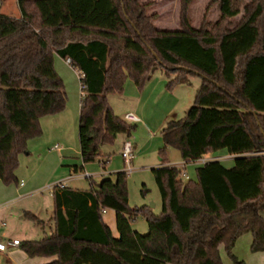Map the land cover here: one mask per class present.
Returning a JSON list of instances; mask_svg holds the SVG:
<instances>
[{"label": "trees", "instance_id": "trees-1", "mask_svg": "<svg viewBox=\"0 0 264 264\" xmlns=\"http://www.w3.org/2000/svg\"><path fill=\"white\" fill-rule=\"evenodd\" d=\"M219 0L216 23L199 28L188 17L191 0H180L179 29L158 30L138 0H16L20 17L0 14V181L18 184L15 172L27 143L41 135L40 120L62 112L65 85L54 55L71 61L83 77L78 140L82 164L99 157L101 146L133 124L115 115L108 96L127 80L142 90L160 69L172 90L199 76L192 106L161 132V166L151 169L161 214L128 205L125 172L91 182L86 190L55 186L50 235L19 246L48 264H222L219 247L231 256L242 235L264 252V0ZM182 68V69H180ZM176 149L185 164L219 151L234 155L232 167L208 161L181 177L167 163ZM105 165V163H102ZM75 173L82 167H74ZM115 213L118 237L103 213ZM148 232L131 227L136 216ZM35 223L36 217L25 213Z\"/></svg>", "mask_w": 264, "mask_h": 264}, {"label": "crops", "instance_id": "crops-1", "mask_svg": "<svg viewBox=\"0 0 264 264\" xmlns=\"http://www.w3.org/2000/svg\"><path fill=\"white\" fill-rule=\"evenodd\" d=\"M138 1L141 4L148 2L157 3L155 11L149 12L150 15L160 12L162 6L161 1ZM208 2L209 1L204 5L205 8L202 14V20ZM193 4L194 0H192V5ZM218 7L219 6L216 5L211 12L215 13V18L210 19L213 23H216L220 18ZM191 8L192 7L189 9V15ZM177 11L179 16V4L177 5ZM242 14L241 12L238 15L240 16L238 22L241 20ZM161 15H163L162 12L158 15V18H160ZM202 20L199 25L194 28H199ZM154 24L158 30L169 29L162 25H157L155 20ZM177 29H179V27ZM57 58L59 57L54 55V69L57 71L62 81H64L63 79L65 78L61 77L59 70L55 67ZM59 59L62 60L61 58ZM62 61L64 62V67L61 66L60 69L63 70L64 74H68L71 71L70 69H72L74 74L70 72V75H74L77 79L78 71L68 65L65 60ZM156 74L155 72L152 75L151 79L142 90H139L132 80H127L124 90L120 94L108 96V100L115 115L121 118H123L126 113H134L137 115L140 121L132 123L134 129L137 128L139 133L142 132L147 137L145 141L137 142L138 137L131 140V135H117L115 142L118 140L117 147L120 158V151L122 150L121 146L123 143L125 141L133 142V144H131L132 147H134V156L130 162L131 167L133 164L132 162H136L139 157L142 159L137 166H144L149 169L150 167L161 166L162 162L158 153L163 147L161 140L162 129L167 122L180 120V113H183L186 105L193 102L195 98V94L190 95V92L188 93L187 90L181 89L186 84H179L172 90H168L166 87L168 79L164 73H161L163 75ZM77 81L79 82V78ZM201 83L202 81L200 80L199 87ZM73 92L74 93L70 94L66 108L62 112L52 116L42 117L40 120L41 135L35 139L29 140L26 151L19 156L18 168L15 172L18 184L5 185L0 181V240L4 243L9 240H18L21 244L26 240H40V238L51 234L53 231V203L51 193L54 186L58 183H64L65 187L83 190L73 187V184L82 177L79 174L80 171L75 173L74 167H82L83 169L81 172L83 171L85 174L84 179L87 178L90 180V183L92 181L99 183L103 178H113L111 175L118 174V172H125L118 171L117 173H112L108 171L113 165L109 166L112 154H109L110 152L107 151H105V153L101 151L104 145L101 146L97 160L82 164L79 140L75 141V132L76 129L78 130L81 90L78 94L76 89ZM119 135L120 137H118ZM66 137H68L67 140ZM70 138H72V144L70 143ZM149 153H153L158 157L157 164L152 162ZM147 156L149 157L147 158ZM208 156L210 155L204 156L203 158L206 160H218L226 168L234 165L235 156L228 155L225 151L213 153L209 159L206 158ZM121 161L124 166L122 169H125L126 165L122 158ZM180 161L181 162L171 159V162H169L167 159V164L179 169L186 168L188 164H185L181 159ZM103 162L105 165L102 164ZM86 174L88 176H86ZM190 179L191 178H189V180ZM25 213L36 217L38 223L27 218ZM109 213L110 218L108 222L104 216ZM261 216L264 218V211L261 213ZM103 219L112 232V226H115V213L111 210H106L103 213ZM112 235L117 238V231L116 234L112 232ZM259 253L264 254V252ZM52 260H54V258H30L20 247H9L8 251L0 253V264H48Z\"/></svg>", "mask_w": 264, "mask_h": 264}, {"label": "rangeland", "instance_id": "rangeland-1", "mask_svg": "<svg viewBox=\"0 0 264 264\" xmlns=\"http://www.w3.org/2000/svg\"><path fill=\"white\" fill-rule=\"evenodd\" d=\"M157 1H161L162 2V6L160 9V12L154 13L152 15L155 16V22L157 25H162L166 28H169L168 30H177V28L179 27V23H180V18H178V11H177V5L179 4V8L181 6V2L180 0H157ZM192 1V0H191ZM208 2V4L210 3L211 0H194V4L192 5V2L189 6L191 8V12L189 15V11H188V17L191 20V24L193 25L192 27H197L199 25V23L202 20V14L204 11V8L206 5V2ZM216 1L210 8L209 13H208V18L207 21H211L210 19H214V15L215 13H211L212 9L218 5L219 0H214ZM250 0H245L241 5H240V13H243V6L246 3H249ZM153 3V2H150ZM192 5V6H191ZM157 6V3H153L152 6L148 7L146 10V13L148 15L149 12L155 11ZM208 6V5H207ZM207 8V7H206ZM163 13V15L160 16V18H158V15L160 13ZM4 14L7 15L9 17L12 18H19L20 17V10L19 7H17V3L16 0H0V14ZM240 16H238L237 18H235L232 21V24L230 26L233 27L234 25H236L238 23ZM153 20V23H154ZM160 20V21H159ZM211 23H213L211 21ZM64 67V62L62 60H60L59 58H57L56 63H55V67L56 69L59 70L61 77L65 78L63 79V85H65V91L67 94V100L70 96L71 93H74L73 91H75L77 94L80 93V85H78V81L77 79L74 77V75H70L74 74V71L72 69H70L71 71L68 74H64L63 70L60 69V67ZM68 68V67H67ZM156 75H163L161 74L162 71L160 69H158L156 71ZM68 76V77H67ZM201 78L197 75L195 76H191L189 78L190 83L188 85H184L181 89L187 90L188 93L190 92V95L195 94L196 90L199 87V83H200ZM193 102H190L186 105L183 113H180V118L184 117L186 115V111L192 106ZM178 118V119H180ZM76 138L75 141L78 140V133H77V129H76ZM122 135V134H120ZM120 135L118 137H120ZM138 137L137 142H143L147 139V137L144 135V133L142 132H138L137 128L132 130L131 133V140L134 138ZM68 139V137H66V140ZM160 139V138H159ZM161 141V140H159ZM78 142V141H77ZM132 144L133 142L130 141ZM70 143L72 144V138H70ZM135 143V142H134ZM118 140L112 144V145H104L102 147V152L105 153V151L110 152L109 154L111 155L110 158V162H109V166L112 167L110 170V172L112 173H117L118 171H126L125 169H122L123 163L121 161V158L118 154ZM122 147V146H121ZM123 148V147H122ZM122 151V150H121ZM120 151V153H121ZM166 154L168 156V161L171 162V159H174V161H180V154L176 149L173 148H168L166 150ZM152 162H155L157 164L158 161V157L156 155H154L153 153H149ZM219 155V154H218ZM134 156V154H133ZM149 156H147L148 158ZM210 156L206 157L209 159ZM142 158H138L137 161H133L132 163V171L130 173L126 174V179H127V184H126V188H127V195H128V205L131 209H135V208H145L146 210H148L150 213H152L154 216H159L161 214V197L160 194L158 192L156 183H155V179L153 178V174L151 172L152 168L155 167H144V166H137L140 162ZM200 164H188L184 170V172L187 174V176L191 179H194L193 175H194V171L196 168H198ZM119 168V169H118ZM118 169V170H117ZM82 177L81 179H79V181L75 182V184H73V187L79 188V189H83L86 190L87 188L90 187V180H88L87 178L84 179V172H80L79 173ZM89 174V173H87ZM114 175H111V177H113ZM104 218L106 219V221L109 222V218H110V213L105 215ZM131 227L133 228V230L140 234H146L148 232V226H147V222L146 219L143 217V215H138L135 217V219L131 222ZM112 232L113 234H116V227L113 225L112 226ZM251 235L250 233L242 235L241 237L238 238V240L236 241L233 249H232V256H229L225 250L224 247L221 245L219 247V256L221 259V263L222 264H264V254L261 253H253L250 249V245H251Z\"/></svg>", "mask_w": 264, "mask_h": 264}, {"label": "built area", "instance_id": "built-area-1", "mask_svg": "<svg viewBox=\"0 0 264 264\" xmlns=\"http://www.w3.org/2000/svg\"><path fill=\"white\" fill-rule=\"evenodd\" d=\"M65 62L68 64V65H70L71 66V61H70V59L69 58H67L66 60H65ZM83 76L78 72V78L79 79H81ZM80 85V90H81V93H82V91L84 90V88H85V85H82V84H79ZM123 119L126 121V122H128V123H137V122H139L140 121V118L137 116V115H135L134 113H126V114H124V117H123ZM56 147V146H55ZM122 151H121V153H120V155H121V158H122V160H123V162L125 163V165H126V171H125V173L127 174V173H130L131 171H132V169H131V160H132V158H133V149H134V147H132V144H131V142L130 141H125L124 143H123V145H122ZM208 161H213V160H206V159H204V158H200V159H198L196 162H192L193 164H200V165H204L205 163H207ZM191 163V164H192ZM183 169V171H182V174H181V177H183L185 180H189V177L187 176V174L184 172V169L185 168H182ZM86 176H88L87 174H86ZM85 176V177H86ZM57 187H59V188H64L65 187V184L64 183H58L57 185H56ZM55 187V186H54ZM53 190V189H52ZM20 245V243H19V241L18 240H9L8 242H2L1 240H0V253H3V252H6V251H8V248L9 247H13V248H18V247H20L19 246Z\"/></svg>", "mask_w": 264, "mask_h": 264}, {"label": "water", "instance_id": "water-1", "mask_svg": "<svg viewBox=\"0 0 264 264\" xmlns=\"http://www.w3.org/2000/svg\"><path fill=\"white\" fill-rule=\"evenodd\" d=\"M180 69H182V68H180Z\"/></svg>", "mask_w": 264, "mask_h": 264}]
</instances>
